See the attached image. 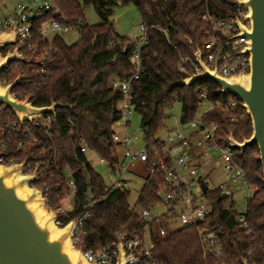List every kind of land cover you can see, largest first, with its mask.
<instances>
[{
    "label": "trees",
    "instance_id": "16d2710c",
    "mask_svg": "<svg viewBox=\"0 0 264 264\" xmlns=\"http://www.w3.org/2000/svg\"><path fill=\"white\" fill-rule=\"evenodd\" d=\"M52 1L79 30V41L68 46L61 36L56 37L54 49L45 59V75L34 63L14 62L1 74L0 82L5 80L9 85L21 77V83L13 91H19L22 100L28 99L36 107H47L52 103L64 107L56 109L51 128L46 132L34 123L20 124L13 113L0 106V142L5 145L0 151L4 152V165L19 164L26 159L33 163H48L42 166V178L34 185L47 181L53 187L43 192L45 207L53 212L58 211L60 200L70 191L66 177L69 170L76 186L72 198L74 209L67 214H58L57 220L64 226L71 219L87 215L82 222L80 246L99 249L110 244L119 230L141 227L124 194L119 190H107L103 177L74 145L77 138L83 137L87 146L111 167L115 164L111 127L119 119L121 94L111 89L109 82L115 77L131 75L134 48L130 39L114 33L115 8L134 5L141 24L148 28V43L141 50L144 73L133 86L145 137L153 138L164 127L167 112L175 103L181 105V122L192 120L203 102L199 93L204 87L206 101L214 107L202 116V121L218 125L220 143H225L230 136L241 143L252 135L251 121L241 102L223 95L209 80L199 81L191 87L181 86L186 75L178 70L179 56L193 58L196 46H203L205 35L211 32V27L201 21L206 8L225 17L228 14L226 7L234 0H83V5L77 0ZM90 5L100 19L96 26H89L84 16L83 6ZM49 18L38 20L36 30ZM160 29L168 31L169 41ZM35 42L38 51L47 48L40 39L36 38ZM8 50L9 47L0 50V55L5 56ZM20 53L26 58L32 57L25 47L20 48ZM186 66L190 69L189 64ZM14 123H18L16 131ZM258 157L256 146L243 154L237 152L235 156L246 172L249 184L258 189L248 203L246 221L250 235L236 228L238 211L234 201L222 197L219 191L206 194L211 204L207 221L223 247L225 264H236L239 259L248 264H264V185ZM57 183H60L59 187ZM156 191L154 184L144 187L138 203L142 206L155 203ZM89 194L98 201L86 211L84 206L88 204ZM152 239L154 257L161 264L217 263L213 258L204 257L195 229H181L165 237L158 236L152 229Z\"/></svg>",
    "mask_w": 264,
    "mask_h": 264
},
{
    "label": "built area",
    "instance_id": "2783aa9c",
    "mask_svg": "<svg viewBox=\"0 0 264 264\" xmlns=\"http://www.w3.org/2000/svg\"><path fill=\"white\" fill-rule=\"evenodd\" d=\"M234 1L226 7L228 14L225 17L214 14L208 7L206 8L201 21L211 27V32L205 35L206 41L203 46L197 45L201 53L202 65L224 79L246 76L250 71L249 56L245 53L248 49V39L239 36L241 33L239 25L249 29V22L246 19L248 10L233 4ZM5 3L6 0H0V8H6ZM47 16L51 18L36 30V22ZM12 31L15 34V42L8 46L10 51L18 47L20 53V48L25 47L32 57L24 58L31 60L43 75L46 74L45 59L54 49V39L71 31H75L80 36L79 30L69 23L52 0H18L9 15H0V34ZM160 31L169 41L168 31L166 29H160ZM140 32L142 34L140 39L131 40L134 44L131 75L125 78L115 77L109 84L111 89L121 94L118 103L119 119L111 127V137L116 150L114 166L111 167L98 153L91 150L83 137L77 138L74 145L87 161L95 159L99 167L107 166L109 171L116 174L117 180L106 183L107 190H119L128 199L126 182L134 180L139 173L144 175V185L139 196L144 187L154 184L157 186L156 202L142 206L138 203V196L136 204L131 208L141 227L129 231L119 230L110 244L99 249L80 246V236L83 234L82 222L87 215L74 218L77 223L70 240L71 247L80 252L88 264H116L119 251L122 252L124 264H161L154 257L155 244L152 239V229L158 236L165 237L175 231L192 228L197 230L204 257L215 259L216 264H225L226 256L223 247L207 221L211 214V204L206 194L210 191L208 186L206 192L201 188L200 168L206 160H213L215 167L222 169L225 182L219 186V193L222 197L236 203L238 211L235 218L236 228L245 231L247 235L251 234L246 221L248 203L258 189L249 184L246 172L236 162L237 149L234 145L229 140L225 143L218 141V125L216 124H206L202 118L199 120L193 118L187 122H180L177 127L166 128L163 135L158 136L157 133L151 139L144 137L142 141L135 132H132V117L139 108L134 98L133 86L144 73L141 50L148 43V28L141 24ZM180 36L188 39L182 34ZM36 38L47 45V48L38 51ZM188 42L193 45L191 40ZM197 46L193 58L179 56L178 70L186 75V78L203 73L201 65L195 60ZM187 64L190 69L186 66ZM7 85L5 80L1 82L2 87ZM10 94L14 99L22 100L19 91L12 90ZM199 98L203 102L206 101L204 87L200 89ZM231 105L235 104L231 102ZM213 107L214 105L211 104L209 110ZM51 119L52 115H45L32 123L49 132ZM9 128L11 127L8 126ZM17 128L18 123H14V131ZM0 147L5 148L4 143L0 142ZM119 149L123 151L120 153ZM0 153L2 154L0 163L3 164L4 152L0 151ZM16 164L14 162L10 165ZM44 165L48 163L39 161L33 163L26 159L22 171V175L34 177V181L29 186L42 194L53 188L47 181L34 185L42 178ZM50 177L53 178V175ZM66 177L70 191L60 200L62 208L58 209L57 214L69 213L64 205H70L76 193V186L69 170L66 171ZM56 186L59 187L60 183ZM87 201L88 204L84 206L86 211L91 210L98 199L89 194ZM73 209L74 206L69 211L72 212ZM55 225L63 227L62 222L57 219ZM243 261L239 259L236 264Z\"/></svg>",
    "mask_w": 264,
    "mask_h": 264
},
{
    "label": "water",
    "instance_id": "95a60500",
    "mask_svg": "<svg viewBox=\"0 0 264 264\" xmlns=\"http://www.w3.org/2000/svg\"><path fill=\"white\" fill-rule=\"evenodd\" d=\"M233 4L248 10L249 29L239 25V36L248 39L245 53L250 61L249 74L232 79L217 76L202 65L197 46L195 60L203 73L183 79L180 85L191 87L199 81L209 80L223 95L241 102L251 121L252 135L241 143L232 136L228 140L241 154L250 147H257L264 185V0H235ZM14 42L13 31L0 34V50ZM14 62L32 63L19 54L18 47L8 50L5 56L0 55V76ZM20 83L21 77L6 87L0 82V106L13 113L19 123H32L45 115L54 116L57 108L64 107L59 103L36 107L28 99H14L10 93ZM25 163L26 160L10 166L0 163V264H88L70 244L77 220L73 219L63 227L55 225L56 215L43 208L46 198L37 189L29 187L34 177L22 175ZM199 180L206 192L208 188L202 176ZM116 264H124L121 251ZM242 264L248 262L244 260Z\"/></svg>",
    "mask_w": 264,
    "mask_h": 264
},
{
    "label": "rangeland",
    "instance_id": "374dc122",
    "mask_svg": "<svg viewBox=\"0 0 264 264\" xmlns=\"http://www.w3.org/2000/svg\"><path fill=\"white\" fill-rule=\"evenodd\" d=\"M17 1L18 0H6L5 3L6 10H2L0 8V15L1 14L9 15L14 5L17 3ZM77 1L83 5V0H77ZM83 11L86 22L89 26H96L100 24V19L97 16L93 6L91 5L83 6ZM113 26H114V31L118 36L126 37L129 38L130 40L140 39L142 36L140 32L141 18L137 8L134 5L118 6L117 8H115V13L113 16ZM61 37L68 46L76 44L80 38L79 34L76 33L75 31L65 33ZM210 107L211 104L209 102L207 101L202 102L196 114L194 115V118L198 120L201 119L203 114L207 112L210 109ZM181 117H182L181 105L179 103H175L174 106L167 112V119L165 121L164 127L158 132L157 135L158 136L163 135L165 133L166 128L177 127L181 122ZM132 125H133L132 132H135L139 140L142 141L143 138L145 137V134L141 128V117L137 112L133 114ZM122 151H123L122 149H119L120 153ZM237 152L239 151L237 150ZM89 163L103 177L105 183H109L110 180L113 181L117 180L116 174H114V172L109 171L107 166L99 167V163L95 159H91ZM200 175L203 177L210 192L219 191L218 190L219 186L225 182L222 169L216 168L213 160L212 161L206 160L204 162L203 166H201L200 168ZM143 185H144V175L143 174L141 175L139 173L136 174L134 180L126 182V190L129 194L128 202L131 207H133L136 204L137 198L139 196V192L143 187ZM204 199L206 200V198ZM45 204L43 205L44 210L49 211L50 209L46 208ZM64 206L66 207L65 209H67L68 212H71L69 210L73 208V202L70 205H64ZM60 207L62 208V204L60 205ZM241 209L242 207L240 208V210ZM57 212H53L56 215V218L58 215Z\"/></svg>",
    "mask_w": 264,
    "mask_h": 264
},
{
    "label": "crops",
    "instance_id": "0c3cea01",
    "mask_svg": "<svg viewBox=\"0 0 264 264\" xmlns=\"http://www.w3.org/2000/svg\"><path fill=\"white\" fill-rule=\"evenodd\" d=\"M1 9H2V10H6V8H4V9L1 8ZM1 15H3V14H1ZM114 33H115V31H114ZM115 35L118 36L116 33H115ZM118 37H121V36H118ZM125 38H126V37H125ZM128 39H129V38H128ZM134 40H135V39H134Z\"/></svg>",
    "mask_w": 264,
    "mask_h": 264
}]
</instances>
